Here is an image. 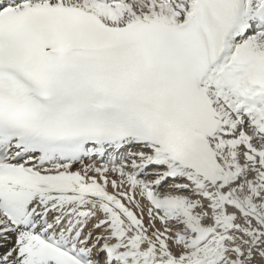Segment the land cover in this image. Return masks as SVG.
<instances>
[{"label":"snow or ice","instance_id":"6c2138e0","mask_svg":"<svg viewBox=\"0 0 264 264\" xmlns=\"http://www.w3.org/2000/svg\"><path fill=\"white\" fill-rule=\"evenodd\" d=\"M0 264H264V0H0Z\"/></svg>","mask_w":264,"mask_h":264}]
</instances>
